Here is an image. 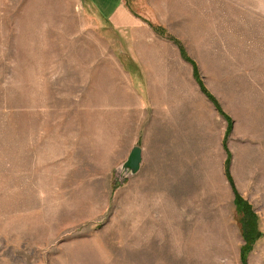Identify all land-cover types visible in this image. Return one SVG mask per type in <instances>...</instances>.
<instances>
[{"label": "rangeland", "instance_id": "obj_1", "mask_svg": "<svg viewBox=\"0 0 264 264\" xmlns=\"http://www.w3.org/2000/svg\"><path fill=\"white\" fill-rule=\"evenodd\" d=\"M96 1L0 0V264H264V0Z\"/></svg>", "mask_w": 264, "mask_h": 264}, {"label": "water", "instance_id": "obj_2", "mask_svg": "<svg viewBox=\"0 0 264 264\" xmlns=\"http://www.w3.org/2000/svg\"><path fill=\"white\" fill-rule=\"evenodd\" d=\"M142 161V148L136 145L130 151L127 160L122 164L121 170L125 174H136L141 168Z\"/></svg>", "mask_w": 264, "mask_h": 264}, {"label": "crops", "instance_id": "obj_3", "mask_svg": "<svg viewBox=\"0 0 264 264\" xmlns=\"http://www.w3.org/2000/svg\"><path fill=\"white\" fill-rule=\"evenodd\" d=\"M91 2L94 3L93 6H96V7L98 6L100 9H103L102 7H104L106 5V4H104V2L102 3V5H104V6L99 5L96 0H91ZM106 3H107V1H106ZM108 7L109 8L106 11L108 12L109 18L112 19L113 21H114V19H118L119 16H123V17L127 18L128 20H131L132 15L127 10V7L125 5V0H118L114 5H112V6L109 5ZM125 18H123V19H125Z\"/></svg>", "mask_w": 264, "mask_h": 264}, {"label": "trees", "instance_id": "obj_4", "mask_svg": "<svg viewBox=\"0 0 264 264\" xmlns=\"http://www.w3.org/2000/svg\"><path fill=\"white\" fill-rule=\"evenodd\" d=\"M195 74L197 75L198 77V70H196ZM209 97H211L215 103H217V101L214 99V97L212 95H209ZM236 205L238 206V208L241 210V212H245L246 211V208H247V211H249V207H247V204L244 200H242L239 196H236ZM254 218H256V216L253 215ZM252 220H255V219H252ZM253 231L251 229H248V228H245V240L249 243H252L255 239L253 235ZM251 245H246L243 247V253H244V256H246V253L251 249Z\"/></svg>", "mask_w": 264, "mask_h": 264}]
</instances>
